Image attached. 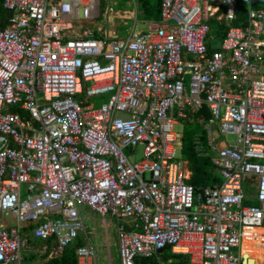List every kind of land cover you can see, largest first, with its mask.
I'll list each match as a JSON object with an SVG mask.
<instances>
[{"label":"built area","instance_id":"built-area-1","mask_svg":"<svg viewBox=\"0 0 264 264\" xmlns=\"http://www.w3.org/2000/svg\"><path fill=\"white\" fill-rule=\"evenodd\" d=\"M236 2L160 0L147 31L95 38L70 34L100 0H2L0 264H23L31 238L50 258L88 241L81 210L106 239L114 220L120 264H241L245 229L264 227V7L232 27ZM211 19L229 26L212 51ZM194 117V150L222 178L202 188L176 157L174 126ZM95 254L75 250L78 264Z\"/></svg>","mask_w":264,"mask_h":264},{"label":"rangeland","instance_id":"rangeland-1","mask_svg":"<svg viewBox=\"0 0 264 264\" xmlns=\"http://www.w3.org/2000/svg\"><path fill=\"white\" fill-rule=\"evenodd\" d=\"M114 5L112 6L113 11H116L118 8H120L122 11L127 10L128 12H133V7L131 4V0H113ZM102 7H101V14L100 16L93 21V25L90 27H94V30H96L97 26H105L104 22V9L106 6H108V0H101ZM140 18V16H138ZM138 18V20H140ZM125 21V20H123ZM74 27L76 24H73ZM133 26V20L130 18L126 20L124 23L121 24V26L117 27L116 34L119 38H124L127 36ZM147 31V26L144 24H141L140 22H137V25L134 29V32H145ZM97 33V31H96ZM95 38H98V34L94 36ZM185 87H188V83L185 84ZM108 98L107 95L101 96V97H95L90 99V103L94 104L95 107L99 106L102 102L106 101ZM193 129L194 130V137L196 135H200L204 138V131L203 126L201 124H190L187 121H178V123L174 126V131L179 133L180 135H184L185 130ZM224 143L228 145H232L235 143V137L225 135ZM142 147H136L134 153H132L130 161L136 162L139 161L142 158ZM127 153V151L125 152ZM197 155V153L195 152ZM130 155V154H128ZM176 157L179 161L184 162L182 159L181 149H177ZM197 157H200L197 155ZM220 180L222 179L220 176H217ZM93 217V216H92ZM10 219L7 217L5 218V221H9ZM94 225L95 227L88 231H92V234L96 235V244L98 245V251L99 254H95L94 258L90 261L91 264H120V258L119 253L117 249V241H116V231H115V222L112 220L108 221L110 222V227L108 229V236L109 239H106L105 237V230L104 227L101 224V221L94 219ZM87 225V224H86ZM88 226V225H87ZM86 226V227H87ZM92 234H89V238L92 237ZM243 243H242V250L245 253H251V254H257L256 258V264H264V234H258L255 233L253 229L246 228L244 237H243ZM31 242H29V245L27 246L25 252H23L24 260L23 264H49V262L53 259L50 258V250L51 246H48L46 252H45V244L40 242L37 239L31 238ZM54 252V251H53ZM246 261H244V264H248V261H250L251 264H253V259H248L247 256H243Z\"/></svg>","mask_w":264,"mask_h":264},{"label":"trees","instance_id":"trees-1","mask_svg":"<svg viewBox=\"0 0 264 264\" xmlns=\"http://www.w3.org/2000/svg\"><path fill=\"white\" fill-rule=\"evenodd\" d=\"M138 3L143 17L153 19V21L160 18V0H138ZM262 7H264V0H237L236 17L230 26L240 28L245 27L247 24L248 11L250 9H261ZM8 15V12L2 9V0H0V18L5 20ZM208 24L211 29V34L215 37V41H221L225 37L229 26H227L224 21L219 23L215 19H211ZM213 48L214 44L208 45L210 51H212ZM197 116L207 118L208 110L203 107ZM195 117L191 118L193 119L192 121L187 122L190 124H197ZM193 139L194 130H185L184 135L182 136L181 154L182 159L187 163L188 170L191 172V177L188 183L194 188H202L218 184L220 179L217 177L218 175L215 173L210 160L204 157H197L195 154ZM82 245L83 241L77 239L74 244L70 245L62 252L61 256L51 260L49 264H78L75 250ZM164 257L172 258L173 264H187V258L179 255H169L168 253H165ZM137 262L140 264H156L153 259L140 260Z\"/></svg>","mask_w":264,"mask_h":264},{"label":"crops","instance_id":"crops-1","mask_svg":"<svg viewBox=\"0 0 264 264\" xmlns=\"http://www.w3.org/2000/svg\"><path fill=\"white\" fill-rule=\"evenodd\" d=\"M114 2L115 1H113V0H108V6H106L105 9H104V13H103L104 14V22L103 23L105 24L104 27L101 26V25L97 26L96 30H94V27H90V26L93 25V21H95L97 18L94 19L93 21H79L78 24L75 25V27H80L81 29L78 30V32H76V30H75L70 35L71 36H77V35L81 34L84 30H88V31H94V36L96 34H98V37H102L104 35V33H106V34H111L109 32L115 33L117 31V27L121 26L122 23H124L126 20H128L130 18L133 20L132 28L134 27V29H135V27L137 25V22H140L141 24L146 25L147 28H148V22L149 21H153V19L146 18V17L142 16L138 0H131V4H132L133 10H134L133 12H128L127 10L122 11L120 8H118L113 13L108 14L107 13V9L109 7L112 8V6L114 5ZM101 7H102V3H101V0H100V14H101ZM138 16H140V18ZM138 18L140 20H138ZM134 19H135V22H134ZM123 20H125V21H123ZM96 31H97V33H96ZM212 44H214V48L217 47V41L213 42ZM187 171L190 172L188 169H187ZM190 177H191V172H190ZM81 215H82V218H83V220L85 222V225L86 224L88 225V226L86 225L87 226V231H88V229L92 230L95 227V225H94V222H95L94 219L95 218H96V220L100 221V218L96 214L89 213L86 210H81ZM112 221H114V220H112ZM109 224H110V222H109ZM95 229H96V227H95ZM250 229H253L255 231V233L264 234V227L261 228V229H254V228H250ZM90 232H92V231H90ZM107 233H108V231H107ZM96 237H97L96 235L92 234L91 238H89V235H88V241L85 242L82 239L81 240L83 241V245L89 243L90 245L95 247L96 248V254L100 255V253L98 251V249H99L98 245L96 244L97 243L96 242ZM107 239H109V236H107ZM241 251H242V256L245 255V256H247L248 259L249 258L253 259V264H256L255 260L257 258V254L245 253V252H243L242 249H241ZM169 255H171V254H169ZM181 257H183V256H181ZM167 258H170V257H167ZM170 259H172V258H170ZM244 261H246V260L244 259Z\"/></svg>","mask_w":264,"mask_h":264},{"label":"water","instance_id":"water-1","mask_svg":"<svg viewBox=\"0 0 264 264\" xmlns=\"http://www.w3.org/2000/svg\"><path fill=\"white\" fill-rule=\"evenodd\" d=\"M244 257L242 256V261H241V264H244ZM248 264H251L250 261H248Z\"/></svg>","mask_w":264,"mask_h":264},{"label":"bare ground","instance_id":"bare-ground-1","mask_svg":"<svg viewBox=\"0 0 264 264\" xmlns=\"http://www.w3.org/2000/svg\"><path fill=\"white\" fill-rule=\"evenodd\" d=\"M261 228H263V227H261ZM261 228H254V229H261Z\"/></svg>","mask_w":264,"mask_h":264}]
</instances>
